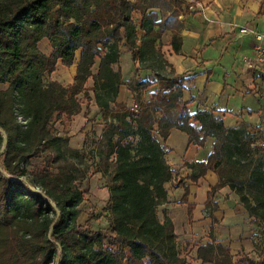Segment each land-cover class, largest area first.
Masks as SVG:
<instances>
[{"label": "trees", "instance_id": "trees-1", "mask_svg": "<svg viewBox=\"0 0 264 264\" xmlns=\"http://www.w3.org/2000/svg\"><path fill=\"white\" fill-rule=\"evenodd\" d=\"M192 6L188 0H0V264H188L173 219L166 213L161 221L158 207L170 203L168 183L182 187L179 202L192 220L196 204L187 181L197 184L209 171L219 181L206 208L219 210L215 195L228 185L261 228L262 244L254 243L261 260L248 262L264 264L261 134L244 124L228 127L213 111L191 113L183 101L186 79L163 51L170 30L173 50L180 52V16ZM45 38L50 54L39 46ZM123 46L137 70L152 72L155 81L124 80L117 68ZM60 61L76 64L68 86L46 80ZM156 82L159 87L137 114L117 101L124 85L140 98ZM82 95L94 99L105 123L91 158L108 181V229L92 230L90 218L79 223L85 194L78 187L84 177L78 166L87 154L51 125L55 116L80 114ZM174 128L198 147L215 139L207 160L184 162L191 171L186 177L172 169L160 140L165 143ZM39 158L57 172L30 170ZM211 218L209 240L199 245L197 258L202 264H237L230 247L216 238L217 217Z\"/></svg>", "mask_w": 264, "mask_h": 264}, {"label": "crops", "instance_id": "crops-1", "mask_svg": "<svg viewBox=\"0 0 264 264\" xmlns=\"http://www.w3.org/2000/svg\"><path fill=\"white\" fill-rule=\"evenodd\" d=\"M188 1H194V6L180 16L183 23L179 36L182 43L180 52L176 53L173 50L171 45L173 34L170 30L163 38V51L167 60L175 67L177 73L186 79L183 101L187 103L191 113L205 109L213 111L228 127L244 124L251 131L259 130L264 123V76L248 69L244 62L243 57L252 53L254 39L251 34L242 33L241 29L249 27L264 31V0ZM138 18L140 19L139 15ZM125 48L131 56L129 48ZM51 52L52 50L47 54ZM122 52L124 54L123 47ZM79 58L77 56L78 60ZM59 63L61 64V61ZM137 67L138 65L133 63L134 75L140 74L141 77L153 75L152 72L147 73L145 70H140L136 74ZM74 71L76 73V64ZM151 80L155 81L156 78ZM157 86L159 87V83L153 87L156 89ZM119 97L133 98V93L124 85L121 87ZM160 140L166 150V160L173 170L181 172L188 170L184 167L185 161L207 160L215 142L214 138H209L204 147H198L190 144L188 135L176 128L171 130L165 143ZM189 173L181 175L186 177ZM201 181L207 184L206 207L208 193L211 187L218 183L219 177L213 171H209L197 184ZM179 189L183 190V196L184 189L180 187L176 190ZM192 190L191 185V193ZM190 197V202H193ZM108 198L107 188L106 200ZM195 204L197 208V203ZM214 213L212 212L213 215ZM217 219L219 223V218Z\"/></svg>", "mask_w": 264, "mask_h": 264}, {"label": "rangeland", "instance_id": "rangeland-1", "mask_svg": "<svg viewBox=\"0 0 264 264\" xmlns=\"http://www.w3.org/2000/svg\"><path fill=\"white\" fill-rule=\"evenodd\" d=\"M138 20V16H134ZM41 50L49 53L52 50L48 39H43L39 44ZM124 54L121 57V64L117 68L123 71L124 80L126 82L139 81L141 79L151 80L155 79L153 75H146L141 77L139 70L133 74V60L126 48L123 46ZM80 55V52L77 56ZM78 60V59H77ZM147 72V71H146ZM147 73H150L149 71ZM75 77L74 65L66 67L62 63H58L55 72L46 76V80H55L59 83L68 86L72 84ZM157 84V82H156ZM88 88L93 87V81L90 80L87 84ZM158 86L156 87V89ZM155 87H151L148 91L144 92L141 97L133 95V98H121L118 96L117 101L126 103L133 113L138 110L142 103H146L151 98V93ZM93 98V92H90ZM83 105V111L72 117L71 119L63 118L58 119L55 116L51 125L62 135L70 137V145L74 149H78L86 153L84 163L78 166V173L83 177L78 181V187L85 194V199L81 204L82 214L79 218L80 224H86L90 218L89 227L92 230L100 228L108 229L109 224L107 220L106 207V189L107 179L101 173L96 171L95 160L91 158L92 151L94 152L101 139L103 129L105 127L104 120L102 119L101 110L96 106L94 99H86L83 95L80 96ZM264 126V123H263ZM260 127L254 133L261 134V147L264 146V128ZM30 170H37L40 175L45 173H56L57 168L47 158L33 159L31 165L28 167ZM186 168V167H185ZM190 169L184 171H175L178 175H186ZM181 175V176H182ZM185 177V176H184ZM187 183L192 185L191 201L197 203L193 220H190L187 215V206L181 204L179 201L182 198L183 190H176L172 187L171 183L167 184L169 191L170 203L158 207V215L161 221L164 220L167 213L174 221L178 249L180 255L185 257L188 264H202V261L197 258V249L199 245L206 243L209 240V226L211 224L210 215L213 212V206L205 207L206 202V186L204 181L194 185L190 181ZM215 200L218 201L220 210L215 212L219 218V223L216 225L215 235L216 238L230 247L233 254V260L237 264H250L248 259L260 261V250L255 249L254 243L262 244L261 228L255 222V219L250 217L246 208L240 202L239 197L229 188L225 186L215 195ZM243 248V250H242ZM209 264V263H206Z\"/></svg>", "mask_w": 264, "mask_h": 264}, {"label": "built area", "instance_id": "built-area-1", "mask_svg": "<svg viewBox=\"0 0 264 264\" xmlns=\"http://www.w3.org/2000/svg\"><path fill=\"white\" fill-rule=\"evenodd\" d=\"M241 32L251 34L254 39L251 55L243 57L247 68L259 72L264 76V31L244 27L241 29ZM137 111L135 110L133 113L137 114Z\"/></svg>", "mask_w": 264, "mask_h": 264}, {"label": "water", "instance_id": "water-1", "mask_svg": "<svg viewBox=\"0 0 264 264\" xmlns=\"http://www.w3.org/2000/svg\"><path fill=\"white\" fill-rule=\"evenodd\" d=\"M5 147H6V143L4 144V146H3V149H2V150H5Z\"/></svg>", "mask_w": 264, "mask_h": 264}]
</instances>
